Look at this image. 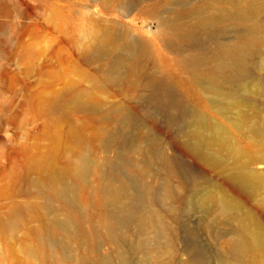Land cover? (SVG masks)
Listing matches in <instances>:
<instances>
[{
  "label": "bare ground",
  "instance_id": "1",
  "mask_svg": "<svg viewBox=\"0 0 264 264\" xmlns=\"http://www.w3.org/2000/svg\"><path fill=\"white\" fill-rule=\"evenodd\" d=\"M116 1L124 14L152 1L153 10L141 12L157 31L136 36L94 21L82 39L81 59L101 75L89 81L98 90L117 88L125 102L106 107L96 89L78 87L51 100L63 117L85 115L91 134L72 126L64 147L72 156L30 168L27 184L35 190L41 226L34 243L23 247L26 264H49V257L62 264H173L177 255L188 258L177 264H264V0ZM166 142L203 168L204 186L186 205L201 215L194 222H181L168 205L170 223L154 207L177 198L168 185L177 163L166 155ZM148 169L155 178L165 175L157 193L145 181ZM93 179L100 213L84 216ZM24 213L14 207L4 228L14 229ZM201 236L230 237V257L207 251Z\"/></svg>",
  "mask_w": 264,
  "mask_h": 264
},
{
  "label": "rangeland",
  "instance_id": "2",
  "mask_svg": "<svg viewBox=\"0 0 264 264\" xmlns=\"http://www.w3.org/2000/svg\"><path fill=\"white\" fill-rule=\"evenodd\" d=\"M243 1L246 4L255 0ZM153 8L152 1L140 2L133 13L124 14L116 0H0V264H26L28 258L23 253V247L34 243V231L41 226L35 220L38 199L34 195L35 190L27 184L30 168L44 167L55 157L70 158L72 153L64 147L72 126L91 134V122L85 115L71 113L68 118L63 117L60 109L50 103L51 100L70 87H78L90 92L96 89L106 107L125 102L117 88L98 90L89 81H100L101 75L94 66L85 64L81 59L82 39L90 33L94 21L129 28L136 36L147 33L150 28L149 35L152 37L157 31V24L141 11ZM261 35L264 37V28ZM153 44L164 55L171 56L161 41L154 40ZM234 137L240 138L239 133L234 131ZM164 148L166 155L173 157L178 166L176 168L173 164L176 175L168 182L177 198L168 202L155 201L154 207L170 223L171 206H175L178 220L194 222L201 215L196 210L188 211L186 205L192 200L191 192L204 186L200 177L203 168L173 144L166 142ZM114 151L108 156L115 157ZM100 154L96 156H105ZM131 155L140 159L137 154ZM148 170L150 175L145 181L161 188L165 175L155 178L153 171ZM131 171L133 178H140L139 174ZM209 179L217 181L219 177L210 173ZM96 185L97 181L93 179L89 193L85 195L89 205L81 206L80 210L84 216L100 213L96 207L97 196L92 194ZM159 188L155 189L156 193ZM14 207L23 208L25 213L17 220L14 229H5L3 222ZM248 207L257 212L255 202H250ZM173 226L178 227V224ZM229 239L201 236L199 242L207 251L219 249L228 258L230 256L225 252ZM71 248L75 255L80 253L76 245ZM181 248L178 237L175 253L179 254ZM153 255L158 257L162 253L158 255L154 252ZM163 259L168 260L167 257ZM187 260V256L177 255L170 261L177 264ZM48 263L62 264L50 257Z\"/></svg>",
  "mask_w": 264,
  "mask_h": 264
}]
</instances>
